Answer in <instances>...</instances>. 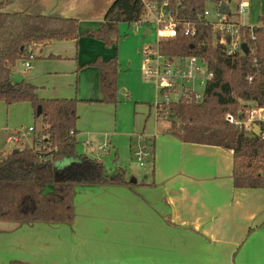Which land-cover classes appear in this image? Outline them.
<instances>
[{
  "label": "crops",
  "instance_id": "1",
  "mask_svg": "<svg viewBox=\"0 0 264 264\" xmlns=\"http://www.w3.org/2000/svg\"><path fill=\"white\" fill-rule=\"evenodd\" d=\"M113 1L11 0L7 11L77 18L79 27L93 20L89 31L101 27ZM245 2L253 7L257 0ZM263 8L250 14V23L238 21L259 25ZM102 44L83 35L40 44L32 68L20 60L10 81L35 84L44 99H77L76 138L89 136L87 155L100 162L96 137L107 136L111 144L110 137L121 132L118 104H104L100 69L90 65L118 58V48L105 56ZM120 87L118 75V93ZM160 123L157 118L147 136L122 132L130 137L132 155L138 142L153 151L144 178L129 180V186H77L72 225L0 222V264H264V189L234 186L232 150L183 142L166 133L170 123L162 129ZM41 126L30 102L0 101V153L26 147L25 139L12 144L9 138L30 127L27 146H34ZM111 146L117 150L118 144Z\"/></svg>",
  "mask_w": 264,
  "mask_h": 264
},
{
  "label": "trees",
  "instance_id": "2",
  "mask_svg": "<svg viewBox=\"0 0 264 264\" xmlns=\"http://www.w3.org/2000/svg\"><path fill=\"white\" fill-rule=\"evenodd\" d=\"M152 1L159 5L168 2L174 19L192 22L196 30L195 35L163 44L165 54L170 58L196 56L213 73L200 103L166 108L162 117L170 120L166 133L183 142L232 150L234 186L264 189V139L239 131L226 119L243 102L264 106V16L257 26L241 24L240 35L254 52L231 56L216 42L221 34L204 16L208 3L219 6L227 0ZM10 3L11 0H0V101L8 105L30 102L42 126L34 146L0 153V222L72 225L76 218L77 186H129L132 182L127 180L124 170L107 173L102 162L78 152L77 99L41 98L37 86L29 81L11 85L12 71L20 60L26 59L31 47L52 40H75L85 35L110 47L120 38L119 25L141 21L145 5L143 0H114L99 29L80 33L77 18L29 11L13 13L7 11ZM90 65L100 69L103 102L117 103L118 58H98ZM250 75H254L252 81L247 79ZM65 160L71 163L58 167ZM48 186L51 188L46 190ZM10 264L25 263L13 260Z\"/></svg>",
  "mask_w": 264,
  "mask_h": 264
},
{
  "label": "built area",
  "instance_id": "3",
  "mask_svg": "<svg viewBox=\"0 0 264 264\" xmlns=\"http://www.w3.org/2000/svg\"><path fill=\"white\" fill-rule=\"evenodd\" d=\"M145 12L141 21L134 25L145 24L146 26H155L158 33L156 43L145 48V70L144 76L147 81H153L157 84L159 90V100L155 104L157 118H162L166 114V108L173 104H194L200 103L205 94L206 86L212 79L213 73L209 70L207 64L196 56L170 58L161 48L163 44L177 42L180 37L195 35L196 30L192 22H182L175 20L168 10V2L159 5L152 0H143ZM248 8V3L239 1V14L244 13ZM210 11L206 9L204 16L208 19ZM221 36L216 37V42L225 47L228 55L239 53L246 54L242 45H248V54L253 50L249 43L244 42L241 35V23L232 20L231 16L217 12L214 21L209 20ZM149 27V28H150ZM151 29V28H150ZM186 42H181L184 45ZM156 45V47L154 46ZM33 46H36L34 44ZM35 48L28 50L27 57L23 62L26 69L33 66V60L36 58ZM255 66H258L257 59L254 60ZM254 75L247 77L252 81ZM226 119L234 124L239 131L249 135H255L264 139V106L252 105L243 102L235 113H229ZM255 125H259L261 132L259 135L254 133ZM34 127L27 130L21 129L14 136L9 138V143L15 144L27 139ZM134 158L140 165H144L145 160L153 156L150 148H144L138 142L133 150Z\"/></svg>",
  "mask_w": 264,
  "mask_h": 264
},
{
  "label": "rangeland",
  "instance_id": "4",
  "mask_svg": "<svg viewBox=\"0 0 264 264\" xmlns=\"http://www.w3.org/2000/svg\"><path fill=\"white\" fill-rule=\"evenodd\" d=\"M239 1L240 0H227L226 3L232 12V20L238 21V19L241 18V23L246 21V24L250 23V21H248L250 14H257V11L260 10L261 6L264 4V0H257L255 5L254 0H250L254 6H251L252 8L249 6L244 13L239 14ZM218 7L219 6L215 3L207 4V9L210 11V15L208 16L209 20L216 19ZM13 8H17L16 5L10 7V10H14ZM262 12H264V8L262 9ZM81 22V28L79 27L80 33H84L86 28H90L89 26L95 24L92 23L93 20H84ZM147 28L148 26L145 24L130 25L122 23L119 25L120 38L114 45L107 47L102 41V47L106 54L105 56H110V54H112V56L115 55V49L117 51L118 48L117 54L120 59L119 61H121L119 72L121 87L120 93H118V102H104V104L108 105L118 104L121 132L110 137V140L112 141L111 144L107 139L109 137L98 135L96 141L93 143V148H95L94 156L101 159L107 173L113 174L117 171L125 170L128 180L133 178L142 180L144 178L143 173L145 170H148L151 167L150 161L145 160L143 166L137 162L130 149V137H127L124 134L122 135L123 130H128L132 133L135 132L136 135L143 134L147 136L152 134L156 127L157 112L155 104L159 100V90L155 82L147 81L145 79L144 70L146 57L145 48L156 43L158 33L155 30V26H151L150 34L146 35ZM166 123L169 124L170 120L161 118V129ZM90 139L89 136L78 137L79 143L77 150L80 154H87L88 145L86 143H89ZM29 142V139H25V146H27ZM105 145H108L110 148L108 149ZM111 145H116L118 151ZM7 150L8 152L11 151L9 149ZM63 163L64 161L58 165H63ZM50 188L51 187L48 186L46 190H49Z\"/></svg>",
  "mask_w": 264,
  "mask_h": 264
},
{
  "label": "water",
  "instance_id": "5",
  "mask_svg": "<svg viewBox=\"0 0 264 264\" xmlns=\"http://www.w3.org/2000/svg\"><path fill=\"white\" fill-rule=\"evenodd\" d=\"M218 10H219L220 13H222V14H226V15H230V14L232 13L231 10H230V8H229V6H228L226 3H221V4L219 5ZM154 46L156 47V45H154ZM242 47H243L244 52H245L246 54H248V52H249V51H248V45H247L246 43H244V44L242 45ZM40 113H41V107H38L37 115H40ZM260 132H261V128H260V126H259V125H255V127H254V133H255L256 135H259ZM17 151H18L17 149L14 150V152H17ZM131 181H132L133 183L136 182L135 179H132Z\"/></svg>",
  "mask_w": 264,
  "mask_h": 264
}]
</instances>
